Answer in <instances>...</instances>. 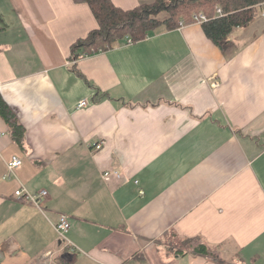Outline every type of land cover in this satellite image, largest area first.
I'll return each mask as SVG.
<instances>
[{
  "label": "crops",
  "instance_id": "0c3cea01",
  "mask_svg": "<svg viewBox=\"0 0 264 264\" xmlns=\"http://www.w3.org/2000/svg\"><path fill=\"white\" fill-rule=\"evenodd\" d=\"M0 25V94L25 129L21 146L0 116V264H264L262 7L225 50L195 22L75 63L87 4L0 0Z\"/></svg>",
  "mask_w": 264,
  "mask_h": 264
},
{
  "label": "trees",
  "instance_id": "16d2710c",
  "mask_svg": "<svg viewBox=\"0 0 264 264\" xmlns=\"http://www.w3.org/2000/svg\"><path fill=\"white\" fill-rule=\"evenodd\" d=\"M74 2L90 7L98 27L73 45V59L99 50L113 49L128 39L136 43L157 31H172L193 24L196 22L195 16L200 14L207 19L201 23L206 36L225 50L229 46L228 39L232 32L251 26L259 16V6L264 4V0H154L134 9L124 10L117 7L112 0ZM217 7H221L222 16L217 14ZM164 13H167L169 18L161 20L159 17ZM4 30L0 25V33ZM0 116L9 125L14 140L23 146L25 129L1 94ZM181 244L185 247L181 250L183 253L191 252L193 255L216 260L208 246L198 239H187Z\"/></svg>",
  "mask_w": 264,
  "mask_h": 264
},
{
  "label": "built area",
  "instance_id": "2783aa9c",
  "mask_svg": "<svg viewBox=\"0 0 264 264\" xmlns=\"http://www.w3.org/2000/svg\"><path fill=\"white\" fill-rule=\"evenodd\" d=\"M260 6H262V9H264V5H260ZM216 12L220 16L223 15L221 7H217ZM195 21H196V23H202L204 21H207V19L203 14H200L198 16H195ZM128 43H132V40L128 39ZM99 51H102V50H99ZM81 57H84V56H81ZM80 58L75 59L73 61V63H75ZM87 106H88V102L82 101L79 105V108L81 109V108H85ZM101 148H102V143L95 145L96 150H101ZM21 165H22V161L19 158L15 157L13 159V161L8 165L9 172H13L15 169H17ZM110 175H111L110 173H105L104 177L107 179L108 177H110ZM116 176L119 177V175H117V174H116ZM15 196L17 198L25 199L28 203L35 205L38 208H42V203L47 198L48 193L46 191H40L37 193H30L24 187H22L21 189H18L17 191H15ZM54 226H55V230L58 234V237L61 240H66L67 234L69 233V231L72 228V224L70 222V219L65 215H60L58 220L55 222Z\"/></svg>",
  "mask_w": 264,
  "mask_h": 264
},
{
  "label": "rangeland",
  "instance_id": "374dc122",
  "mask_svg": "<svg viewBox=\"0 0 264 264\" xmlns=\"http://www.w3.org/2000/svg\"><path fill=\"white\" fill-rule=\"evenodd\" d=\"M262 5H264V4H262ZM259 7H262V6H259ZM159 18H160L161 20H165V19L169 18V15H168L167 13H164V14L160 15Z\"/></svg>",
  "mask_w": 264,
  "mask_h": 264
}]
</instances>
